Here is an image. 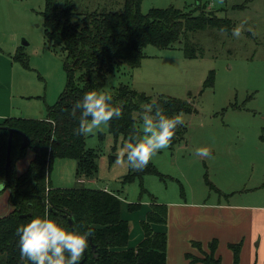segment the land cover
I'll use <instances>...</instances> for the list:
<instances>
[{"label": "rangeland", "instance_id": "rangeland-1", "mask_svg": "<svg viewBox=\"0 0 264 264\" xmlns=\"http://www.w3.org/2000/svg\"><path fill=\"white\" fill-rule=\"evenodd\" d=\"M73 2L81 11L102 9L119 13L123 10V0ZM217 3L220 0H142L140 11L146 14L154 8L172 7L196 14V8L210 12L213 10L208 4ZM227 4L245 8H228L227 13L234 28H240L241 35L219 34L221 43L216 44L219 49L215 55L206 51L202 58L187 59L178 46L158 49L149 45L143 50L145 58L139 67L123 68L107 78L105 92L128 85L151 101L168 97L188 103L191 112L180 114V125L185 128L183 139L169 144L150 159L160 176L145 175L123 183L131 171L125 164L117 163L118 149L125 139L114 137L108 126L102 125L85 136V147L95 155V178L80 183L75 176L76 162L56 159L49 176L54 188H95L117 194L122 203V218L140 235L139 223L152 201L159 204L184 200L230 201L231 195L226 192L237 185L231 180L233 175L251 174L256 169L253 152L264 149L260 142L264 137V0H227ZM44 5L45 0H0V57L9 58L11 63V73L4 83L7 85L0 86L12 97L9 107L5 95L0 94V114L7 110L13 112L11 117L38 118L41 111L44 113L47 107L56 104L66 87L65 53L44 37ZM203 44L207 49L210 40L205 39ZM15 55L27 67L13 61ZM210 75L212 85L205 88ZM133 117L142 136L140 114ZM197 148L209 149L210 155L197 156ZM88 181H94L96 187H89ZM240 186L244 188L243 183ZM7 198L5 190L0 194L1 211L7 208ZM130 203H139L140 208L129 213Z\"/></svg>", "mask_w": 264, "mask_h": 264}, {"label": "trees", "instance_id": "trees-1", "mask_svg": "<svg viewBox=\"0 0 264 264\" xmlns=\"http://www.w3.org/2000/svg\"><path fill=\"white\" fill-rule=\"evenodd\" d=\"M141 2L123 0V10L117 13L102 9L81 11L73 0H45L44 37L46 42L60 46L65 53L67 83L56 104L46 108L44 119L9 117L0 123V185H4L0 194L8 191L7 202L11 209L0 217V264H26L20 258L16 229L37 216L48 217L66 229L93 232L81 264H166L167 235L153 231L151 226L166 224L167 205L150 202L149 210L139 223L142 238L135 247H129V224L121 217V201L117 194L80 187L54 188L49 177L54 160L70 159L76 162L77 180L95 178V155L85 147V136L74 133L79 113L76 117L71 115L74 103L86 91L105 92L108 76L123 68L139 67L145 58L143 50L146 46L158 49L178 46L185 58H202L206 51L215 55L219 49L216 45L220 41L219 34L229 37L234 29L230 18L218 17L215 11L196 8L195 14L170 7L154 8L142 14ZM205 39L210 40L207 49L203 44ZM12 60L27 67L16 55ZM211 80L210 75L204 83L205 88L211 87ZM106 93L112 96V106L122 110L121 117H114L107 125L116 138L127 139L134 131L141 135L133 115L140 114L143 105L159 104L168 117L191 112L186 101L168 97L151 101L128 85H119ZM8 129L14 132L10 169L6 174ZM20 133L27 137L26 148L21 147ZM184 134V126L178 124L170 144L183 139ZM28 151L33 153V158L24 173L18 175L16 164L25 159ZM145 175L160 176L149 161L143 170L131 169L123 183H131ZM139 208V203L127 206L129 213ZM191 245L202 256L187 253L185 258L190 264H221L215 255L216 240L207 244L206 251L199 243L192 242ZM228 248L233 254L232 264H238L240 244Z\"/></svg>", "mask_w": 264, "mask_h": 264}, {"label": "crops", "instance_id": "crops-1", "mask_svg": "<svg viewBox=\"0 0 264 264\" xmlns=\"http://www.w3.org/2000/svg\"><path fill=\"white\" fill-rule=\"evenodd\" d=\"M217 16L227 13L230 10H243L240 5L231 6L227 0H220L216 5L208 4ZM207 7V8H208ZM216 7V8H215ZM230 10H229V9ZM229 18V17H228ZM231 19V18H230ZM11 73L10 59L0 57V85L6 87V78ZM2 74V75H1ZM12 103L10 94L2 91ZM13 112L3 110L0 120L9 118ZM40 116L35 119H44L46 112H40ZM16 118V116H14ZM2 121H0L1 123ZM264 144V137L260 140ZM256 169L251 174L233 175V190H228L226 194L231 195L230 201L221 202L217 199L211 201L200 200L199 202L172 201L164 202L167 205V222L165 225L153 224L152 230L163 232L167 235V259L166 264H190L185 258L187 253L199 256V252L191 243L196 242L202 245V249L207 250V244L216 240L217 249L215 255L219 257L221 264H232L233 254L228 248L229 245L240 244L238 264H264V149L253 152ZM33 158V153L26 156L16 164L18 174L25 171L28 163ZM253 164V163H252ZM81 183V181H79ZM94 181H88L89 187H94ZM243 183L244 188L240 189ZM84 184V181H82ZM53 187V185H51ZM96 187V186H95ZM57 188H66L57 187ZM95 189V188H94ZM237 195L242 197H236ZM122 204V203H121ZM0 217L7 215L11 209L9 205L1 211ZM122 217V216H121ZM125 220V219H124ZM129 247H135L141 240L139 231H133L129 221ZM142 232V231H141ZM134 240V242H132ZM198 264V263H195Z\"/></svg>", "mask_w": 264, "mask_h": 264}, {"label": "clouds", "instance_id": "clouds-1", "mask_svg": "<svg viewBox=\"0 0 264 264\" xmlns=\"http://www.w3.org/2000/svg\"><path fill=\"white\" fill-rule=\"evenodd\" d=\"M232 35L239 37L240 28L232 29ZM111 101L109 93L86 91L71 110L73 117L79 113L74 133L87 136L102 125H108L114 117L120 118L121 108L113 107ZM143 109L140 113L142 136L134 131L118 149L117 163L136 171L146 168L153 156L169 146L176 126L182 123L179 114L168 117L159 104L149 103L143 105ZM196 155L209 156L210 152L207 148H197ZM16 234L19 237L20 258L26 264H81L93 232L66 229L48 217L37 216L18 226Z\"/></svg>", "mask_w": 264, "mask_h": 264}, {"label": "water", "instance_id": "water-1", "mask_svg": "<svg viewBox=\"0 0 264 264\" xmlns=\"http://www.w3.org/2000/svg\"><path fill=\"white\" fill-rule=\"evenodd\" d=\"M9 136H8V141H7V149H6V164H5V173L7 174L8 170L10 169V147H11V140H12V135H13V130L8 129ZM22 136V143L21 147L26 148L27 147V137L20 133ZM4 188V185H0V191ZM69 226H71V221L68 220ZM92 250H94V247H92Z\"/></svg>", "mask_w": 264, "mask_h": 264}]
</instances>
